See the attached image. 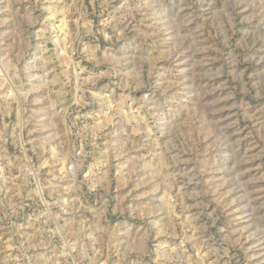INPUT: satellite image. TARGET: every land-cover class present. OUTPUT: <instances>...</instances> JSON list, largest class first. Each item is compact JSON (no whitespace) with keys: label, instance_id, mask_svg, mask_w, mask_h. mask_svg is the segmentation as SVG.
I'll list each match as a JSON object with an SVG mask.
<instances>
[{"label":"rangeland","instance_id":"rangeland-1","mask_svg":"<svg viewBox=\"0 0 264 264\" xmlns=\"http://www.w3.org/2000/svg\"><path fill=\"white\" fill-rule=\"evenodd\" d=\"M130 1L0 0L20 101L79 103L48 139L0 90V264H264V0Z\"/></svg>","mask_w":264,"mask_h":264},{"label":"built area","instance_id":"built-area-1","mask_svg":"<svg viewBox=\"0 0 264 264\" xmlns=\"http://www.w3.org/2000/svg\"><path fill=\"white\" fill-rule=\"evenodd\" d=\"M123 5L124 2L123 0L119 2L112 1L109 4V7L111 8L110 12L105 14L100 18V23L107 22L114 10H123ZM120 18V16H119ZM128 21H125V24L127 26ZM62 22H51L47 26V32L49 33V37L45 42L47 43H58V42H65L63 34H60L59 30L62 27ZM104 36L107 37V34H104ZM61 52V51H59ZM0 90L3 93V98L6 102V104H14L16 107L17 112L20 115V122L21 124H26L27 123V118L30 117L36 110L41 114L43 111L45 112L46 118L48 119L46 121V126L47 131L44 132L43 134L46 138H56L57 135H59L58 131V124L63 125L64 127L67 126H74L76 123L75 121L70 120V111L69 108L74 105H79V103L72 101L69 102L66 106H53L56 104L55 99L57 98L56 94L50 93V97L45 98V101H42V104L37 106H33V104H28V103H22L20 101V97L18 96V87L16 89L15 84L12 80V78L8 75L7 71L0 66ZM48 96V94H47ZM53 98V99H51ZM102 98L105 100V105L108 106L112 103L110 99V94L108 92H104ZM19 100V102H17ZM40 110V111H39ZM39 118H43V114L39 116ZM44 122V121H43ZM38 124V123H37ZM23 130V126L21 127ZM31 131V130H30ZM34 131V130H33ZM31 131V132H33ZM62 132V131H61ZM26 135H29V133L25 132ZM17 136H23L24 137V132H20L19 134H16ZM67 138H68V134ZM22 137V139H23ZM38 133H36L34 136H31L32 139L37 138ZM41 137V136H40ZM39 137V138H40ZM55 151L53 148L50 150H47L45 152V156L43 157L44 159H47V162H52L50 164H47V167L45 166L43 169H47L50 171H56V172H63V171H72V170H81V168H78V164H76L75 161H59V158H54ZM42 158V159H43ZM41 160V159H39ZM38 160V161H39Z\"/></svg>","mask_w":264,"mask_h":264},{"label":"crops","instance_id":"crops-1","mask_svg":"<svg viewBox=\"0 0 264 264\" xmlns=\"http://www.w3.org/2000/svg\"><path fill=\"white\" fill-rule=\"evenodd\" d=\"M112 1H117V0H88V6H89V8L95 7L97 9H99L101 12H103L104 8L109 3H111ZM128 1H130V0H123V2L125 4V6H123V10H122V11H124V18H125L124 21H127L129 19L131 20V16L133 15V8H128V6H127ZM131 2H133V0H131L129 2L130 6L132 5ZM82 25H84L86 27V29L88 31H90L92 29V25L93 24H92L91 21H85V22H82ZM92 95H93V97H98L99 96V94L97 95L94 92H93ZM120 104L123 105V102L121 101ZM178 249H180V248H178Z\"/></svg>","mask_w":264,"mask_h":264},{"label":"bare ground","instance_id":"bare-ground-1","mask_svg":"<svg viewBox=\"0 0 264 264\" xmlns=\"http://www.w3.org/2000/svg\"><path fill=\"white\" fill-rule=\"evenodd\" d=\"M40 79V78H39ZM52 79V78H51ZM40 111V110H39Z\"/></svg>","mask_w":264,"mask_h":264}]
</instances>
